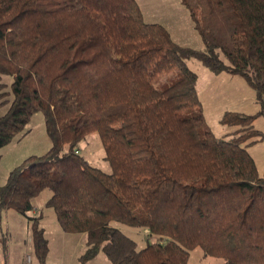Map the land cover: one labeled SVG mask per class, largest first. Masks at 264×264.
Instances as JSON below:
<instances>
[{
	"label": "trees",
	"instance_id": "1",
	"mask_svg": "<svg viewBox=\"0 0 264 264\" xmlns=\"http://www.w3.org/2000/svg\"><path fill=\"white\" fill-rule=\"evenodd\" d=\"M182 3L204 50L147 23L136 0H0V148L40 112L52 143L0 185V214L28 219L41 264L48 240L30 213L45 189L62 230L86 234L80 264L100 252L110 264H189L197 248L222 264H264V177L247 149L263 138L253 121L264 117V0ZM190 59L244 77L258 114L226 112L221 123L239 129L216 137ZM94 131L112 173L80 154ZM113 223L145 229V247ZM6 247L1 237L5 259Z\"/></svg>",
	"mask_w": 264,
	"mask_h": 264
},
{
	"label": "rangeland",
	"instance_id": "2",
	"mask_svg": "<svg viewBox=\"0 0 264 264\" xmlns=\"http://www.w3.org/2000/svg\"><path fill=\"white\" fill-rule=\"evenodd\" d=\"M142 9L143 18L147 23L163 25L170 33L172 39L181 46L195 50L206 48L190 10L183 5L182 0H136ZM188 67L199 80L198 96L207 126L216 137L231 136L239 127L227 126L221 123L226 112L240 113L256 116L260 107L256 101L254 89L244 77L232 75L227 72L213 73L198 60L187 61ZM177 72L156 77L158 87L169 84L176 79ZM10 83L11 78L6 77ZM6 109H0V116ZM253 129L263 134V138L247 146L253 157L259 175L264 177V117H256ZM252 141V140H251ZM244 145H247L245 143ZM52 146L47 135L43 113L35 114L25 127L10 144L0 148V185H3L10 172L18 167L25 159L33 155H44ZM80 154L91 165L100 168L106 173H112L113 168L106 159V151L98 132L94 131L79 143ZM52 196L49 189H45L35 200V204L43 212L44 219L41 227L46 229L48 240V256L45 264H80L79 257L86 250L85 233H66L59 227V223L47 201ZM1 237H5V254H1L2 264H41L34 249L32 241L31 224L28 219L14 210L1 213ZM7 215V216H6ZM32 215V213H30ZM125 235L137 242L139 248L145 247L148 242L147 231L142 228H132L120 223H113ZM59 230V231H58ZM89 264H110L104 252H100ZM189 264H222L216 257L204 256L201 249L191 252Z\"/></svg>",
	"mask_w": 264,
	"mask_h": 264
},
{
	"label": "crops",
	"instance_id": "3",
	"mask_svg": "<svg viewBox=\"0 0 264 264\" xmlns=\"http://www.w3.org/2000/svg\"><path fill=\"white\" fill-rule=\"evenodd\" d=\"M199 88V80H198V83H197V91L199 90L198 89ZM199 92V91H198ZM34 210L31 212L32 213V216H34V217H39V216H41V219H40V224H43V222H44V219L42 218V214H43V212L41 211V209L39 208V205H37V204H35V202H34ZM7 216V215H6ZM2 215L0 214V223H1V221H2ZM60 227V226H59ZM44 230H45V233H46V229H45V227H42ZM59 231V230H58ZM2 233V228H1V224H0V234ZM0 241H1V235H0ZM1 249H0V264H2L1 263Z\"/></svg>",
	"mask_w": 264,
	"mask_h": 264
}]
</instances>
